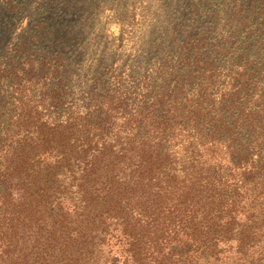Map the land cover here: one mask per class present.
Wrapping results in <instances>:
<instances>
[{
  "label": "trees",
  "instance_id": "16d2710c",
  "mask_svg": "<svg viewBox=\"0 0 264 264\" xmlns=\"http://www.w3.org/2000/svg\"><path fill=\"white\" fill-rule=\"evenodd\" d=\"M82 1L0 6V264H264V0L80 87Z\"/></svg>",
  "mask_w": 264,
  "mask_h": 264
},
{
  "label": "rangeland",
  "instance_id": "374dc122",
  "mask_svg": "<svg viewBox=\"0 0 264 264\" xmlns=\"http://www.w3.org/2000/svg\"><path fill=\"white\" fill-rule=\"evenodd\" d=\"M233 1L83 0L82 25L73 37L80 87L88 86L91 76L106 73L118 74L124 84L142 82L140 78L148 83L146 76L180 52L188 35L219 22L222 26ZM20 25L14 21L13 28L19 31Z\"/></svg>",
  "mask_w": 264,
  "mask_h": 264
}]
</instances>
